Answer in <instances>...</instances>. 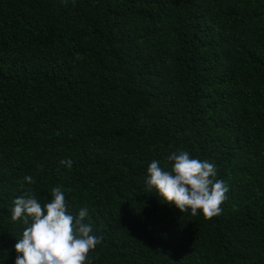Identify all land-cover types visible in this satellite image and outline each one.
Instances as JSON below:
<instances>
[{"label":"trees","instance_id":"1","mask_svg":"<svg viewBox=\"0 0 264 264\" xmlns=\"http://www.w3.org/2000/svg\"><path fill=\"white\" fill-rule=\"evenodd\" d=\"M180 150L227 184L219 216L148 190ZM57 186L102 238L87 264H264V0H0V264L13 200Z\"/></svg>","mask_w":264,"mask_h":264},{"label":"clouds","instance_id":"2","mask_svg":"<svg viewBox=\"0 0 264 264\" xmlns=\"http://www.w3.org/2000/svg\"><path fill=\"white\" fill-rule=\"evenodd\" d=\"M166 159L168 168L162 167L159 160L150 162L145 181L148 190L158 192L181 212L190 211L192 216L202 213L206 219L219 216L229 188L223 180L216 179V166L193 158L184 150L173 152ZM60 163L72 166L70 159ZM40 168L43 170L42 165ZM35 183L32 176H25L21 188ZM51 197L42 205L27 189L13 200L12 221L22 220L26 225L15 245L16 264H87L89 253L102 240L86 222L88 209L82 208L73 215L59 186L52 188Z\"/></svg>","mask_w":264,"mask_h":264}]
</instances>
